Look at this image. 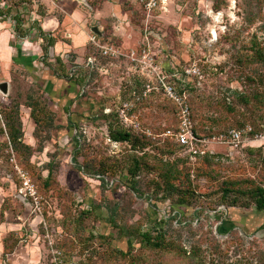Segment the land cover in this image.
Here are the masks:
<instances>
[{"label":"rangeland","instance_id":"rangeland-1","mask_svg":"<svg viewBox=\"0 0 264 264\" xmlns=\"http://www.w3.org/2000/svg\"><path fill=\"white\" fill-rule=\"evenodd\" d=\"M25 1L0 0L1 10L20 11L27 34L0 15V83H9L7 95L0 90V129L2 111L12 110L34 151L18 155L0 133V264H46L54 250L87 264H264V212L218 202L224 181L264 184V65L250 61L252 41L264 42V0ZM40 29L57 39L47 52ZM165 85L185 90L196 132L213 151L206 163H179L176 184L195 198L175 210L154 192L156 173L136 177L138 192L126 187L133 156L152 155V167L153 156L184 155H163L164 132L178 119ZM28 95L54 117L38 136ZM246 125L258 134L245 133L237 147L214 139ZM110 126L148 145L115 142ZM101 164L110 169L99 176ZM88 208L93 214L82 216ZM161 225L176 246L141 241Z\"/></svg>","mask_w":264,"mask_h":264},{"label":"trees","instance_id":"trees-1","mask_svg":"<svg viewBox=\"0 0 264 264\" xmlns=\"http://www.w3.org/2000/svg\"><path fill=\"white\" fill-rule=\"evenodd\" d=\"M19 2V4H23L26 2L25 0H16V2ZM14 4V3H13ZM12 9L11 7H8L7 9L1 10L0 8V15L4 16L3 18L6 20L10 18L15 22V31L19 35L20 38L24 37L27 35L26 33L24 34L22 31V23H23V18L22 14L20 11H16L15 14H11ZM264 29V26H263ZM42 32V30L40 29ZM41 36L44 40H46V44L44 45V50L47 52L48 48L50 46H54L57 42L56 37L52 36L50 33H41ZM253 53H252V58L250 61H258L262 65H264V42L263 44L258 41L257 38H255L252 41V46H251ZM59 62H61V59H57ZM62 76H64L66 79H70L73 81L74 77L69 74L63 73ZM61 77V76H57ZM260 79L264 81V75H259ZM179 84H181L180 81H178ZM171 83V82H169ZM175 88L177 87L174 85ZM178 88V87H177ZM177 92L182 95L185 90L182 88H178ZM257 98L263 103L264 106V101L261 95H258ZM28 106L31 108V116L33 120L35 121L36 124V129L35 133L38 136V134L41 132H47L54 126V120H53V114L45 107V105H41L40 102L36 99H34L31 95H28L27 99ZM17 110V105L15 106ZM3 115L5 117V125H6V130L3 128L0 129L1 134L7 133L8 136V142L9 145L12 146V148L20 154H26L29 158L33 154L34 151H29L31 150V147L25 143H23L22 136H23V131L21 128V123L19 120H17L11 111H2ZM17 113V111L15 112ZM110 115V114H109ZM241 125V124H239ZM174 127V126H173ZM110 129V138L111 140L115 142H130L131 146L134 149L137 148H145L148 143L143 141L142 139L136 137L133 135V132L130 129H124L123 127H116L112 128L111 126L109 127ZM238 129V128H237ZM198 134V133H197ZM257 133L256 129H254L252 132H250L251 136H255ZM42 148V147H40ZM165 148V151H163V155H175L180 152H183L184 155L178 154L175 156L174 160H168L164 161L162 158H158L157 156H153L156 163L152 165V167L149 166L148 162L146 161L148 157L152 158V155H149L148 153H144L143 156H133L131 158V163L127 168V178L129 181H127L126 187L129 189L134 190L135 192H138V185L137 181L135 180L137 176L142 173V171H145L146 169L149 173H156V176L153 181V186H154V192H159L161 190L164 191V197L163 199H170L172 210H175L176 207H192L193 206V199L195 198V191L191 190V187L184 188L183 186H179L176 184L177 181L180 180V175L182 174V170L180 171L179 169V163H188L191 164L188 160V155L185 153L183 147L180 145L170 141L168 139V144ZM213 151L208 150L206 154L201 157L204 162L209 161V154H211ZM252 152V151H251ZM85 164L86 160H85ZM49 174L47 178L44 180L43 185L44 187L48 188L51 185V174L53 172V165L50 163L49 165ZM90 166V165H88ZM85 167V166H84ZM97 169V172L99 176L101 174L106 173L107 169H110V166H105L101 164ZM114 169H112L113 171ZM200 173V172H199ZM190 175L187 174V177ZM188 179V178H187ZM177 195L174 197V195ZM219 205H225L227 207H244L247 209H254L260 212H264V184L262 183H257L254 181V179H243V180H227L224 181L219 189ZM90 208V207H89ZM84 209L81 211L82 216H90L93 214L94 210L92 209ZM212 210L215 208L213 206H210ZM178 215L180 214L179 211L177 212ZM81 220L83 217H79ZM80 222V221H78ZM165 221H161L160 224L164 223ZM164 225H161L158 227L159 232L157 234H153L151 230L149 229L148 231H145L141 234V241L149 246L150 248L153 249H162L164 247H171L173 245L176 246V244L172 241L167 240V232L165 229H163ZM233 229V228H232ZM231 229V230H232ZM173 244V245H172ZM178 246V245H177ZM7 248L5 247V250ZM87 252V249H81L78 253H83ZM6 254L10 253L9 251L5 252ZM66 258L68 261L71 263L75 264H87L86 261H89V258H85L84 261H79V259L75 260V257L73 253L66 251ZM84 254V253H83ZM74 258V259H73ZM81 258V257H80ZM50 257L48 258V262L46 264H51L50 263ZM221 264V263H219ZM225 264V263H222ZM230 264H242V263H230Z\"/></svg>","mask_w":264,"mask_h":264},{"label":"built area","instance_id":"built-area-1","mask_svg":"<svg viewBox=\"0 0 264 264\" xmlns=\"http://www.w3.org/2000/svg\"><path fill=\"white\" fill-rule=\"evenodd\" d=\"M104 53L115 54V51L109 47H105ZM188 73H191V71ZM165 90L166 93H168L178 104V119L176 127H170L167 129L164 132V136L170 141L183 147L185 153L188 155L190 163H196L198 159L203 157L209 150L206 145L210 140L197 134L191 113V107L186 101L185 94L180 95L172 85H165ZM250 132H252V127L246 125L243 129H231L221 137H214V139H218L222 143H229L237 147L243 141V135ZM50 263L75 264L68 261L66 255L60 250H54Z\"/></svg>","mask_w":264,"mask_h":264},{"label":"water","instance_id":"water-1","mask_svg":"<svg viewBox=\"0 0 264 264\" xmlns=\"http://www.w3.org/2000/svg\"><path fill=\"white\" fill-rule=\"evenodd\" d=\"M78 2H85L86 0H76ZM94 33L100 34V30L98 27L93 28ZM0 90L7 95L9 93V83L7 81H3L0 83Z\"/></svg>","mask_w":264,"mask_h":264},{"label":"crops","instance_id":"crops-1","mask_svg":"<svg viewBox=\"0 0 264 264\" xmlns=\"http://www.w3.org/2000/svg\"><path fill=\"white\" fill-rule=\"evenodd\" d=\"M1 25H2V23L0 22V26H1ZM5 34H11V33H10V31H9V30H8V31H6V30H5ZM5 34H4V36H5ZM9 48H11V49H12V51L14 50V48H12L11 46H10Z\"/></svg>","mask_w":264,"mask_h":264}]
</instances>
